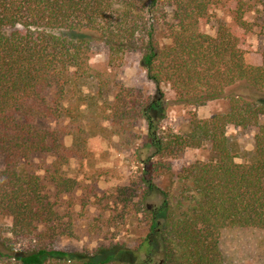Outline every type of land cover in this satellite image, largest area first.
Returning a JSON list of instances; mask_svg holds the SVG:
<instances>
[{"label":"trees","instance_id":"16d2710c","mask_svg":"<svg viewBox=\"0 0 264 264\" xmlns=\"http://www.w3.org/2000/svg\"><path fill=\"white\" fill-rule=\"evenodd\" d=\"M161 1L0 0V214L11 219L0 235V264H223V229H264V53L260 64H249L241 36L228 26L219 24L214 35L199 30L217 0H173L176 25L170 44L161 46L155 38ZM232 1L235 24L245 34L251 0ZM95 42L116 54L138 50L155 85V95L138 108L145 124L138 148L146 152L139 159L142 187L119 193L122 217H139L146 233L133 249L68 252L54 246L60 195L76 186L61 172L72 156L62 139L78 136L73 131L81 133L82 126L74 95L67 107L64 100L74 94L73 80L88 74ZM163 85L173 101L193 107L223 97L232 85L247 92L229 95L226 113L192 117L187 133L163 135ZM230 125L255 130L247 161L234 159ZM204 143L215 158L182 167L173 194L154 183L171 158ZM39 153L53 157L52 170L43 177L20 174L18 164Z\"/></svg>","mask_w":264,"mask_h":264},{"label":"rangeland","instance_id":"374dc122","mask_svg":"<svg viewBox=\"0 0 264 264\" xmlns=\"http://www.w3.org/2000/svg\"><path fill=\"white\" fill-rule=\"evenodd\" d=\"M172 3L173 0H162L157 5L161 23L156 26L155 38L161 46L170 44V31L176 25ZM251 4V10L243 16L251 27L245 34L235 24V1L232 0H217L211 9L210 21L199 30L214 35L219 24L228 26L241 36L245 61L260 64L264 53V0H251ZM88 68L86 76L73 80L74 94H67L64 100L67 107V98L74 95L72 98L79 104L80 114L75 121H79L82 130L81 133L73 131L78 134L76 137L70 134L62 139L64 145L72 149V156L61 166V172L74 179L76 186L70 193L60 195V229L54 246L68 252L88 253L100 248L111 251L118 245L133 249L146 232L139 217H122L123 197L119 193L125 189L138 192L142 187L139 159L146 152L138 148L144 139L145 124L138 108L144 98L155 95V85L140 65L138 50L116 54L105 43L95 42L91 45ZM162 89L165 98L159 126L163 135L187 133L192 117L206 119L213 114L226 113L230 107L228 96L247 92L246 88L232 85L227 87L223 97L193 107L173 101L167 86L163 85ZM161 112L154 111V114ZM66 121L67 118L63 123ZM261 121L264 122V118ZM254 132L253 127L241 129L230 125L227 128L228 145L237 162L247 161L251 154ZM214 158L207 143L185 148L169 160L168 171L155 173L154 183L173 194L182 167L195 160ZM52 164L50 154L39 153L20 162L17 170L20 174L43 177L52 170ZM2 168L0 155V170ZM10 225L11 219L0 214V235L6 233ZM218 248L223 264H264V229L225 228L219 234Z\"/></svg>","mask_w":264,"mask_h":264}]
</instances>
